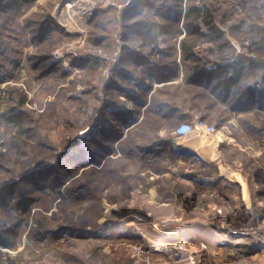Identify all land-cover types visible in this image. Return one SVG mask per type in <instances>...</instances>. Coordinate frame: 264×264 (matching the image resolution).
<instances>
[{
    "label": "rangeland",
    "instance_id": "374dc122",
    "mask_svg": "<svg viewBox=\"0 0 264 264\" xmlns=\"http://www.w3.org/2000/svg\"><path fill=\"white\" fill-rule=\"evenodd\" d=\"M191 5L220 38L203 19L187 35ZM184 44L202 67L244 59L230 70L261 88L264 0L0 10V114L17 113L27 140L0 119V264H175L182 245L206 246L204 264H264V104L191 84Z\"/></svg>",
    "mask_w": 264,
    "mask_h": 264
},
{
    "label": "trees",
    "instance_id": "16d2710c",
    "mask_svg": "<svg viewBox=\"0 0 264 264\" xmlns=\"http://www.w3.org/2000/svg\"><path fill=\"white\" fill-rule=\"evenodd\" d=\"M185 19L186 20L184 22V27L186 29L187 35L202 34L200 26L198 25L197 21L203 19V21L207 24L208 28L213 32L214 37L217 36L218 38H220L222 36L221 30L215 25L211 12L208 9L204 8L203 10L200 6L191 5L185 14ZM183 49L185 50L186 56H189L190 59L191 57L194 58L192 72L190 76H188V80L191 84L202 85L204 87H208L210 84H213L214 90H217V92L222 91L223 95L225 96L233 94L232 97L239 98L240 101L257 100L261 105L264 104V86L260 88V84L257 83L256 85L255 84H253L252 86L250 85V87H248L247 89L241 88V81H242L241 79L245 74L244 71L246 66L243 65L236 71L235 69L236 66L242 64L244 59L237 58L233 64L218 63L214 67H202L199 58L196 57V55H194V52L192 51V46L188 44H184ZM252 61L253 59H251L250 62L255 63ZM148 66H149L148 69H155V70H158L160 67V66H154L153 64L152 66L150 65ZM233 68H235L234 72L230 70ZM1 71H2V66H0V84L5 81V78H7V72L2 73ZM155 73H157V71H152L151 75ZM12 77L13 76H11L10 78ZM10 78L9 80H11ZM164 78L165 77H163L162 79ZM253 95H256L255 96L256 98L253 97ZM257 97H259V99H257ZM1 99H3V97ZM20 100L21 103H23L25 100V96L21 97ZM180 117L181 116H178V118ZM122 118L126 120L125 114L122 115ZM0 119H7L9 122L12 123L13 126L17 127L18 135L15 138H13L14 141L13 144L16 145V147H21L25 145L24 143H26L27 140L20 139L23 133V125L22 122L20 121V117L18 116V114L17 113L14 114L13 111H9V110L3 111L0 114ZM152 146L153 145L151 144L150 146L142 147L140 149V152L150 155L149 150L152 148ZM2 232H3V228L0 232V246L8 247L10 246L11 234L9 231L8 232L6 231L5 233L7 236H4Z\"/></svg>",
    "mask_w": 264,
    "mask_h": 264
},
{
    "label": "built area",
    "instance_id": "2783aa9c",
    "mask_svg": "<svg viewBox=\"0 0 264 264\" xmlns=\"http://www.w3.org/2000/svg\"><path fill=\"white\" fill-rule=\"evenodd\" d=\"M108 70H105V73H107ZM183 244V243H180ZM159 249V248H158ZM179 251H172L173 252V260L175 264H204V257L200 255L199 252H203L207 249L206 246H202L200 250H189L188 248H185L183 245L178 246L177 248ZM184 252V253H183ZM181 254H185V256H181Z\"/></svg>",
    "mask_w": 264,
    "mask_h": 264
},
{
    "label": "crops",
    "instance_id": "0c3cea01",
    "mask_svg": "<svg viewBox=\"0 0 264 264\" xmlns=\"http://www.w3.org/2000/svg\"><path fill=\"white\" fill-rule=\"evenodd\" d=\"M23 1L26 2L27 0H0V10H4V11L8 9L15 10L23 3ZM126 221H130L134 223L137 222L134 218H130V219H126V220L119 222L118 226L122 228L130 227V226L125 225ZM193 227H197V226H193ZM193 229H196V228H193Z\"/></svg>",
    "mask_w": 264,
    "mask_h": 264
},
{
    "label": "bare ground",
    "instance_id": "6f19581e",
    "mask_svg": "<svg viewBox=\"0 0 264 264\" xmlns=\"http://www.w3.org/2000/svg\"><path fill=\"white\" fill-rule=\"evenodd\" d=\"M175 244V243H174ZM175 246V245H174ZM160 248V247H159ZM163 250H165V249H163Z\"/></svg>",
    "mask_w": 264,
    "mask_h": 264
}]
</instances>
